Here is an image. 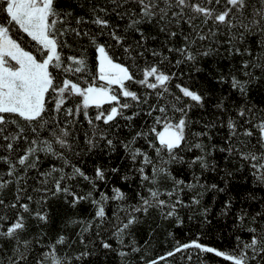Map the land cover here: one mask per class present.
Returning a JSON list of instances; mask_svg holds the SVG:
<instances>
[{"label": "snow or ice", "instance_id": "obj_1", "mask_svg": "<svg viewBox=\"0 0 264 264\" xmlns=\"http://www.w3.org/2000/svg\"><path fill=\"white\" fill-rule=\"evenodd\" d=\"M0 165V264H264V0H0Z\"/></svg>", "mask_w": 264, "mask_h": 264}, {"label": "trees", "instance_id": "obj_2", "mask_svg": "<svg viewBox=\"0 0 264 264\" xmlns=\"http://www.w3.org/2000/svg\"><path fill=\"white\" fill-rule=\"evenodd\" d=\"M0 167H3L2 165H0ZM53 208L54 210L56 211L57 215H63L65 214L66 212H71V209H68L66 206H61V205H53ZM85 210V207H82L81 208V211H84ZM146 227V226H145ZM165 227H169L171 228V230L175 233L176 235V239L178 240H185L187 239L188 237H185L184 236V230L181 229V228H175V227H172L171 225H165ZM158 235H159V242H154L153 243V251L156 253V254H162L163 250L166 248V247H170L171 244L173 243L172 240H168L167 241V245H165L164 243V232L163 230H158ZM208 255V254H206ZM154 258V257H153ZM216 261H219V258H216ZM216 261L213 262V264H216Z\"/></svg>", "mask_w": 264, "mask_h": 264}]
</instances>
